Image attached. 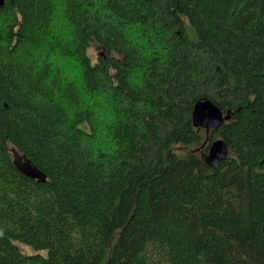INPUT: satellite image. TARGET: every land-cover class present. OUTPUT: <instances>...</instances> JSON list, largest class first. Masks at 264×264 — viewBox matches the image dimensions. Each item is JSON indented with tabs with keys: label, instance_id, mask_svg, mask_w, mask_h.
I'll return each mask as SVG.
<instances>
[{
	"label": "trees",
	"instance_id": "1",
	"mask_svg": "<svg viewBox=\"0 0 264 264\" xmlns=\"http://www.w3.org/2000/svg\"><path fill=\"white\" fill-rule=\"evenodd\" d=\"M0 264H264V0H5Z\"/></svg>",
	"mask_w": 264,
	"mask_h": 264
},
{
	"label": "water",
	"instance_id": "2",
	"mask_svg": "<svg viewBox=\"0 0 264 264\" xmlns=\"http://www.w3.org/2000/svg\"><path fill=\"white\" fill-rule=\"evenodd\" d=\"M5 0H0V6ZM228 111L223 112L207 97L198 98L192 109V122L197 126L217 128L228 118ZM228 155V145L221 137L214 138L209 142L208 148L201 153V158L209 165H214ZM36 174V173H35Z\"/></svg>",
	"mask_w": 264,
	"mask_h": 264
},
{
	"label": "rangeland",
	"instance_id": "3",
	"mask_svg": "<svg viewBox=\"0 0 264 264\" xmlns=\"http://www.w3.org/2000/svg\"><path fill=\"white\" fill-rule=\"evenodd\" d=\"M90 53L94 54V53H95V51H93L92 49H90Z\"/></svg>",
	"mask_w": 264,
	"mask_h": 264
}]
</instances>
